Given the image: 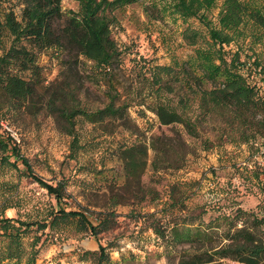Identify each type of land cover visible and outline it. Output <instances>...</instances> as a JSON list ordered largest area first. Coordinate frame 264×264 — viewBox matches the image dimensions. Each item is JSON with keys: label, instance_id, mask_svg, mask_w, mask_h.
Returning <instances> with one entry per match:
<instances>
[{"label": "trees", "instance_id": "trees-1", "mask_svg": "<svg viewBox=\"0 0 264 264\" xmlns=\"http://www.w3.org/2000/svg\"><path fill=\"white\" fill-rule=\"evenodd\" d=\"M72 1L78 10L65 15L61 0H0V125L7 122L8 114L18 118L44 113L71 139L73 159L83 148L76 129L79 120L104 136L119 128L130 131L135 128L128 113L133 105L143 106L160 127L171 128L172 133L152 136L149 145L135 142L117 148L123 181L106 187V200L94 223L89 209L72 210L63 203L68 198L66 183L61 180L51 185L37 176L13 137L3 131L0 165L31 179L54 199L56 207L48 213V221L27 223L7 217L5 211L10 207L0 206V239L7 241L0 251V264H21L24 257V264H35L37 251L32 245L25 254L24 237L71 222H76L79 232L97 240L98 249L84 253L92 264H108V246L98 235L112 225L113 209L157 202L158 192L142 182L148 166L154 173L180 170L191 154L175 126L199 140L203 151L264 141V57L254 49L256 44L264 47V17L242 0H221L215 20L209 14L218 0H160L186 25L181 33L185 46L215 61L212 69L198 64L197 72L185 63L158 65L141 57L128 59L129 67L126 65V53L112 38L111 29L117 11L142 0ZM152 18L162 17L156 10ZM191 20L198 27L190 26ZM246 39L249 43L244 45ZM49 50L58 64L51 82L46 81L39 64V55ZM91 89H102L104 100L89 101ZM149 150L153 153L150 163ZM190 185H171L168 203L160 211L144 215L179 214L168 226L156 218L149 225L158 239L180 248L176 264H264V217L240 208L232 216H218L206 225L199 216L180 217L189 197L179 187Z\"/></svg>", "mask_w": 264, "mask_h": 264}, {"label": "rangeland", "instance_id": "rangeland-1", "mask_svg": "<svg viewBox=\"0 0 264 264\" xmlns=\"http://www.w3.org/2000/svg\"><path fill=\"white\" fill-rule=\"evenodd\" d=\"M242 1L264 17V0ZM220 4L221 0H218L209 14L213 20ZM61 9L68 15L78 10V4L72 0H61ZM147 9H150L149 12ZM153 9L158 11L161 20L152 18L156 11ZM15 12L19 14L18 9ZM115 15L117 22L111 29L112 38L126 53L128 67V59L139 57L158 65L178 67L185 63L196 72L198 64L205 69H212L216 65L210 56L197 55L194 49L185 46L181 33L186 25L172 14L168 4L160 0H142L117 11ZM188 24L198 27L194 20ZM247 43L248 39L244 45ZM234 49L231 47L229 50ZM254 49L257 53H263L264 57L262 44H256ZM39 64L43 67L46 81L54 80L58 64L52 50L39 55ZM102 94V89H91L89 101H103ZM128 113L135 128L130 131L119 128L111 136H104L79 120L76 129L83 148L74 159L70 158L71 139L61 134L54 120L44 113L36 117L20 115L18 118H11L8 114L7 122L0 125V134L5 131L13 137L20 154L28 160L37 176L51 185L64 181L68 198L63 203L72 210L89 209L92 214L90 219L95 223L106 200L103 197L107 193L106 187L111 183L120 185L123 181L121 166L116 159L117 148L135 142L149 145L152 136L172 133L171 128L160 127L155 116L143 106L133 105ZM173 128L181 132L191 154L186 157L180 170L154 173L148 166L142 182L158 192L157 202L146 201L113 209L116 216L112 219V225L108 231L98 235L100 242L108 246V264L177 263L180 248L168 246L166 241L158 239L149 225L154 218L158 219L159 224L167 225L178 219L179 214L158 213L154 218L144 216L160 211L168 203L169 188L175 183L191 184L189 187H179L180 193L189 197L180 217L199 216L206 225L218 216H232L238 208L264 217V141L258 140L252 146L224 145L203 151L199 140L189 138L180 126ZM148 155L150 163L153 153L149 150ZM10 161L13 159L10 158ZM4 205L10 207L5 211L7 217L27 223L48 221V213L56 207L54 199L31 179L0 165V206ZM84 213L89 216L88 212ZM261 229L264 236V225ZM6 242L0 239V251L4 250ZM32 245L33 251H37L35 264H92L91 257L84 253L98 249L97 240L79 232L76 222L53 231L46 229L28 233L23 239L25 254L31 252ZM25 259L20 263L24 264ZM1 264L16 263L3 261Z\"/></svg>", "mask_w": 264, "mask_h": 264}, {"label": "crops", "instance_id": "crops-1", "mask_svg": "<svg viewBox=\"0 0 264 264\" xmlns=\"http://www.w3.org/2000/svg\"><path fill=\"white\" fill-rule=\"evenodd\" d=\"M94 250H96V248H93V250H91V251H94Z\"/></svg>", "mask_w": 264, "mask_h": 264}]
</instances>
